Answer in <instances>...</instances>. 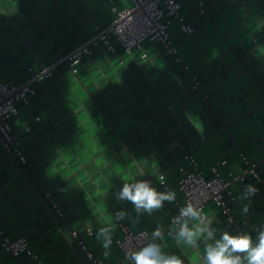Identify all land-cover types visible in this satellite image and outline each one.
<instances>
[{"label":"crops","instance_id":"crops-1","mask_svg":"<svg viewBox=\"0 0 264 264\" xmlns=\"http://www.w3.org/2000/svg\"><path fill=\"white\" fill-rule=\"evenodd\" d=\"M128 5L0 0V81L20 83L51 69L33 82L30 104L10 119L25 162L0 143V239L25 235L43 264H86L78 240L105 264H129L115 245L120 231L113 212L132 229L153 233L169 225L177 206L163 201L150 213L137 211L119 193L139 181L166 193L160 175L175 191L178 168L189 167L184 154L206 175L212 166L225 174L244 154L259 162L260 178L231 185L232 222L211 202L204 219L185 217L182 224L192 231L205 229L195 243L171 226L157 242L162 257L206 264L207 245L223 232L249 234L256 244L264 230V0H182L180 14L193 32L184 33L176 20L170 25L181 63L152 41L142 51L92 47L75 73L59 61L95 25L108 24L111 7ZM0 264L34 263L1 252Z\"/></svg>","mask_w":264,"mask_h":264},{"label":"built area","instance_id":"built-area-1","mask_svg":"<svg viewBox=\"0 0 264 264\" xmlns=\"http://www.w3.org/2000/svg\"><path fill=\"white\" fill-rule=\"evenodd\" d=\"M128 1L129 5L124 8L111 7L113 17L108 24L104 27L95 25L91 36L64 56H61L59 61L64 62L68 69L75 73L83 57L91 54L92 47L100 45L106 50L112 51L115 45H118L126 52L132 50L142 51L144 41H152L158 43L166 53L172 55L176 62L181 63L177 48L170 39V25L173 20H176L184 33L190 34L193 32V28L184 22L180 14L182 0ZM187 68L184 65V69ZM50 70L49 67L43 69L30 79L20 83L0 81V143L2 148L6 152L13 153L20 163H24L26 157L19 141L11 132L10 119L19 113L21 106L27 107L30 104L35 94L33 82L51 75ZM192 82L193 87H197L198 81L195 77H192ZM183 158L187 161L189 167L180 166L178 168L179 176L175 191L166 186L163 175L159 176L158 181L165 188L166 193L175 192L176 194L177 192L182 197L180 200L176 194L175 200L171 201L177 206V211L169 217V225L159 230V236H154V232L149 233L144 229H132L121 219L119 211L113 212L120 231L115 245L123 259L129 264H135L132 253L138 252L150 244L157 245L162 237L171 234V226H181L185 217H180V210L186 207L189 202L200 210V219L205 218L204 208L207 203L211 202L226 215L229 222H232L234 215L229 206V201L233 199L231 185L246 179L259 180L260 178L258 172L259 162L252 161L244 154H240V157L233 162L232 167L225 174H222L217 167L212 166L210 167V175L204 174L198 167L193 155L184 154ZM221 164H225V161L222 160ZM46 196L55 211L59 213L57 203L49 198L48 193H46ZM177 217L180 218L177 219ZM86 232L90 234L91 228H87ZM239 234L243 235L241 232ZM72 235L74 238L77 236L76 232H73ZM77 243L85 256L86 264H105L92 253L82 240H78ZM1 252L12 257L25 255L34 264H43L39 255L30 248L25 235H18L13 238L1 235Z\"/></svg>","mask_w":264,"mask_h":264},{"label":"clouds","instance_id":"clouds-1","mask_svg":"<svg viewBox=\"0 0 264 264\" xmlns=\"http://www.w3.org/2000/svg\"><path fill=\"white\" fill-rule=\"evenodd\" d=\"M256 191L257 189L252 186L247 188L249 195H255ZM175 196V192L158 193L146 181L125 183L119 193V198L130 201L135 205L137 211L144 209L149 213L162 207L163 201L175 200ZM243 212H248V206L243 208ZM180 217L199 219L200 210L189 202L186 207L180 210ZM180 217H177V219ZM203 231L205 229L201 228L194 232L188 228L185 222L181 224L179 236L185 238L187 243H195L194 237ZM153 235L159 236V229ZM208 236L209 238L213 236L212 230H208ZM110 242V240L106 242L105 247ZM239 254H244L247 264H264V230L259 231L258 243L255 245L249 234L231 235L227 231L223 232L221 238L216 240L214 244L207 245L206 264H243ZM132 259L135 264H183V261L175 256L162 257L158 246L155 244H150L140 251L132 253Z\"/></svg>","mask_w":264,"mask_h":264}]
</instances>
